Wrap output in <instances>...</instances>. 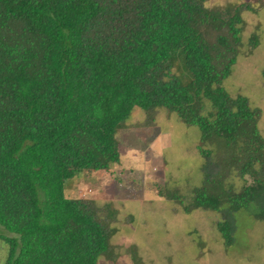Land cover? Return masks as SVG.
<instances>
[{"label":"trees","instance_id":"obj_1","mask_svg":"<svg viewBox=\"0 0 264 264\" xmlns=\"http://www.w3.org/2000/svg\"><path fill=\"white\" fill-rule=\"evenodd\" d=\"M207 0H0V226L5 264L114 261L111 209L68 198L65 182L120 162L116 135L134 107L199 130L198 187L158 193L217 214L226 246L237 212L264 222L261 110L223 87L248 4ZM253 33L250 51L258 45ZM264 86V67L261 69ZM227 151L216 159L209 145ZM238 178L245 182L236 189ZM246 178L251 184H246Z\"/></svg>","mask_w":264,"mask_h":264},{"label":"rangeland","instance_id":"obj_2","mask_svg":"<svg viewBox=\"0 0 264 264\" xmlns=\"http://www.w3.org/2000/svg\"><path fill=\"white\" fill-rule=\"evenodd\" d=\"M226 3L248 4L251 10L242 12V45L223 87L231 97H243L261 110L258 127L264 137V0H207L206 5ZM253 33L259 40L250 51L248 39ZM143 122V111L134 107L126 127L116 135L118 164L82 172L65 182L66 197L110 206L114 228L110 243L117 258L99 257L97 264H264V222L246 211L237 212L234 241L226 246L215 225L216 213L187 212L158 193L162 186L176 187L187 203L191 189L200 185L199 130L163 111L153 125ZM209 148L218 160L228 154L221 144ZM233 182L236 189L245 183L238 178ZM246 184H251L249 178ZM8 236L12 234L0 226V264H5L8 251L2 237Z\"/></svg>","mask_w":264,"mask_h":264}]
</instances>
